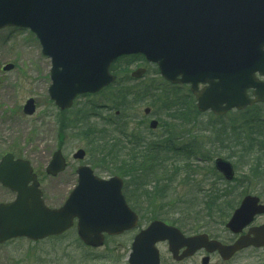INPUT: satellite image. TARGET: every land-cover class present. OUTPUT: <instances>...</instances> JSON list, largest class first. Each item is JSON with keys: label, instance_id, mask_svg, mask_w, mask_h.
I'll use <instances>...</instances> for the list:
<instances>
[{"label": "water", "instance_id": "water-1", "mask_svg": "<svg viewBox=\"0 0 264 264\" xmlns=\"http://www.w3.org/2000/svg\"><path fill=\"white\" fill-rule=\"evenodd\" d=\"M8 27L30 30L39 40L52 63L49 96L62 111L70 109L78 96L112 85L117 77L111 67L131 55H143L157 65L168 82L191 85L202 113L224 116L264 103V82L257 77H264V0H0V30ZM13 68L7 65L4 71ZM144 73L140 69L132 77ZM249 90L254 98L248 96ZM36 110L34 99L23 108L28 116ZM157 125L153 121L151 128ZM85 157L84 150L74 155L80 161ZM66 168L59 150L46 173L57 177ZM215 168L227 181L235 178L229 161L217 159ZM77 174L79 184L71 198L63 207L50 209L30 162L5 155L0 184L17 197L0 204V245L62 235L77 219L80 239L98 248L104 233L120 235L137 226L138 217L122 195L121 178L101 179L89 166L79 167ZM108 190L112 193H105ZM106 204L114 206L112 213ZM258 215H264V205L258 197L246 196L226 227L239 234ZM161 242H168L176 261L199 250L217 252L229 261L243 249L264 248V225L226 245L207 234L186 237L176 227L154 221L136 236L130 264H160L156 245ZM209 263L210 257L202 260Z\"/></svg>", "mask_w": 264, "mask_h": 264}, {"label": "rangeland", "instance_id": "rangeland-1", "mask_svg": "<svg viewBox=\"0 0 264 264\" xmlns=\"http://www.w3.org/2000/svg\"><path fill=\"white\" fill-rule=\"evenodd\" d=\"M121 64L125 67L124 61ZM7 65H13V70L4 71ZM114 66H117V63ZM139 67L144 68L142 70H145V73L140 80L134 79L133 82L128 83L130 87L140 86L144 83H156L163 94L164 92L166 94L170 93L174 97L191 95L188 86L175 87L166 83L157 74L156 67L152 65H144L138 62L137 65H132L128 68V74H124L125 72L121 71L118 73L114 72V67L112 66V72L117 77H120L119 74H124L123 76L131 79L132 74L140 70L138 69ZM51 69V59L43 55L41 44L33 33L29 30L13 27L0 30V161L4 155L11 153L17 159L30 162L34 171L38 174L42 190L47 193L45 200L49 204L59 206L63 202L60 197L64 191H67L70 185L75 186L77 184L78 176L76 171L79 166H90L101 179L109 180L117 176L111 175L105 168L92 166L94 159L91 157L88 139L84 135V131L72 127L76 114L90 109V107H95L97 108L96 110L90 111L93 114L91 123H103V120L115 119L114 117L117 113L122 116V111L117 109L115 104L113 105L112 99L111 101L108 100L120 88L116 84L108 92L103 91L96 95L78 96L72 108L60 111L49 96V88L52 85ZM123 76L119 80L125 84L127 80ZM29 99H34L36 102L37 110L33 116H28L23 111ZM193 101L195 103L194 98ZM189 104L193 103L190 101ZM163 106L164 102L156 105L148 101L143 103L130 102V108L122 116V123H127L128 135L133 134V137H135L137 132L135 129L138 126L136 125L135 129L133 126L137 123L136 120L144 116L145 111L152 110V112L161 113ZM187 113L190 121L187 127L183 131H179V133L185 135L184 139L188 143L191 135L200 134L198 133L200 132V125L207 124L211 114L206 113L201 117H197L193 111H188ZM119 116L117 115L116 117L118 118ZM160 117L162 118L161 114ZM253 117L262 120V124H258V126L264 131V110L261 113L258 112V109L253 110L249 112L246 118L251 120L250 118ZM164 119H167L165 112L162 120ZM225 119L228 122L227 124L235 126L237 132H240L241 123L245 122L236 114L226 116ZM254 128L258 130L257 126ZM161 132H163L162 129L152 135V137L159 136ZM244 132L245 130L242 133ZM254 132L255 134L258 133L256 130ZM247 133L246 131V135ZM141 138L143 139V137ZM122 140L126 146H129L127 145L128 140L124 138ZM262 144H264V141ZM57 150H62L68 160L69 168L58 177H50L46 174V167ZM78 150L86 152L85 160H74L73 156ZM218 157L228 159L236 167L238 181L232 184L233 188L229 189V192H233V195L241 193L242 195L245 194V196L255 195L260 197L264 203V188L256 181H251L247 178L250 169V158L247 157L246 160L241 161L237 157L231 158L227 150L222 151L214 159ZM206 173H202L197 179H204L207 176ZM211 182L214 183V181ZM58 185L62 187L58 189V192H61L60 194L54 192ZM218 185L221 190H225L226 185L220 182H218ZM206 186L211 187L212 185L207 184ZM188 192V188L179 187L176 193L177 200L187 196ZM14 199V195L0 185V204L11 202ZM150 223V220H146L143 217L139 228L146 227ZM256 223L259 225L264 224V216L258 217ZM215 234L216 239L221 241H227L231 238L225 227L218 226ZM132 240V236L121 237L116 242L121 244L122 248L116 252H107L85 247L79 241L75 231H71L60 238L38 243H33L26 239H18L0 246V264H128L127 258L130 254ZM158 248L164 254L163 264H201L202 256L200 254L182 263H175L168 251L167 244L158 245ZM201 254L203 255L204 253L201 252ZM210 264H264V249L245 251L229 263H224L217 255H214Z\"/></svg>", "mask_w": 264, "mask_h": 264}, {"label": "trees", "instance_id": "trees-1", "mask_svg": "<svg viewBox=\"0 0 264 264\" xmlns=\"http://www.w3.org/2000/svg\"><path fill=\"white\" fill-rule=\"evenodd\" d=\"M123 61L125 67L121 64ZM138 62L143 64L145 60L141 56L121 58L113 71L128 74V68ZM124 74H119L120 77L115 83L120 88L108 98L122 111V116L130 108V102L148 101L156 105L177 100L184 102L182 109L168 108L169 111H174L169 115L178 118L180 122L175 125L174 130L178 126L182 130L187 127L190 121L188 111H193L197 117L203 116L196 110L191 95L174 97L165 92L164 95L156 83L130 87L128 83L133 80L126 78ZM121 76L127 80L125 84L119 80ZM113 88L114 85L105 92ZM190 101L193 104H189ZM165 107L167 106L164 104L163 108ZM96 109L90 107L77 113L72 127L84 131L91 157L94 159L93 167L105 168L111 175L134 183L127 197L137 212H145L141 214L147 220H162L184 233H206L211 238H217V227H225L226 221L239 206V199L245 195L241 193L235 196L233 192H229L232 185L224 183L221 175L211 165L213 159L225 150L230 153L231 158L237 157L240 161L250 158L247 178L264 188V134L262 135L261 130L256 134L254 132L257 130L254 127L258 126L256 117L249 120L243 112L232 113L245 121L240 125V132H237L235 126L227 124L225 118L211 115L207 124L200 125V134L191 135L187 143L185 135L178 140L172 132L151 139L128 135L127 123H122V116L103 120V123H91L93 114L90 111ZM123 138L128 140L129 146L124 144ZM259 138L261 140H257ZM204 172H207V176L198 180L197 177ZM218 182L226 185L225 190H221ZM207 184L212 186L207 187ZM179 187L188 188L189 192L187 196L177 200Z\"/></svg>", "mask_w": 264, "mask_h": 264}, {"label": "flooded vegetation", "instance_id": "flooded-vegetation-1", "mask_svg": "<svg viewBox=\"0 0 264 264\" xmlns=\"http://www.w3.org/2000/svg\"><path fill=\"white\" fill-rule=\"evenodd\" d=\"M138 80H140V79H138ZM140 83V82H139ZM178 87H180V86H178ZM189 87V86H188ZM189 90H190V87H189ZM167 95H171L170 93H168ZM248 95H249V97L250 98H252L253 97V92L252 91H249L248 92ZM167 107H165V108H163L162 110H161V113H156V112H152V110L150 111V110H148V111H145V113H144V116L142 117V118H139L138 120H136V124L133 126L134 127V129H135V126L137 125L138 126V128L137 129H135L137 132H136V136H140L141 135V137H143V138H152V135H155L159 130H161L162 129V131L163 132H161V134L159 135V136H161V135H166V134H169L170 132H172L173 134H175L176 136H175V138H177L178 140H179V138H183V134H180L179 133V131H183L182 130V127H177L175 130H174V127H175V125L176 124H180V122H179V120H178V118H175L174 116H172V115H169L170 113H174V111H169L168 110V108H171V109H182L183 108V105H184V102L182 101V100H177V101H167V102H165L164 103ZM134 106H136V105H134ZM194 106H195V108L197 107V103H196V101H195V104H194ZM258 109V112L259 113H261L263 110H264V104H262V103H259V104H257V105H255V106H252V107H247L246 109H244L243 110V113H244V116L245 117H247L248 116V114H249V112H251V111H253V110H257ZM164 112H165V116H166V118L167 119H164V120H162V118H163V116H164ZM179 112H183V111H179ZM179 112H177V113H179ZM160 114L162 115V118L160 117ZM117 115L119 116L120 114L119 113H117ZM116 115V116H117ZM158 115V116H157ZM120 117V116H119ZM118 117V118H119ZM159 117V118H158ZM153 121H157L158 122V125H157V127H156V129H152L151 128V122H153ZM258 124H262V120L261 119H259L258 118ZM159 136H156V137H154V138H157V137H159ZM264 136V135H263ZM68 161V160H67ZM68 165H69V163H68ZM77 185H78V182H77V184L75 185V186H72V185H70V187L68 188V190L66 191H64V193H63V195H61V197H60V199L63 201L62 202V204H60L59 206H56V205H54V204H49V203H47V201L45 200V198H46V192L44 191V190H42V188H41V190H42V192H43V197H44V200L46 201V204H47V206H49V207H51V208H59V207H61V206H63L69 199H70V197L72 196V194H73V192H74V189L77 187ZM134 185V183L133 182H126V181H124V183H123V188H122V193H123V195H124V197H125V199H126V202H127V204H128V206L131 208V210L132 211H134L138 216H139V220H141V218H142V214L141 213H138L133 207H132V204H131V202L129 201V199H128V197H127V194L128 193H130L131 192V187ZM62 187L61 186H57V188L54 190V192L56 193V194H60L61 192H58V189H61ZM105 193H108V194H111L112 193V191H108V192H106L105 191ZM13 195H14V197H16V194H14V193H12ZM104 207H106V210H107V212L108 213H112V210H114V206L113 205H108V204H106ZM252 226H259V224H257L256 223V221H255V223L252 225ZM71 231H75V233H76V235L78 236V234H77V220H75V222H74V227L70 230V232ZM141 231V229L140 230H138V229H135V230H133V231H130V232H126V233H124L123 235H120V236H110V235H108V234H104V245L102 246V247H100V248H98V249H93V250H105V251H107V252H116V251H119L121 248H122V246H121V244H119V243H117L116 242V240L117 239H119V238H121V237H129V236H132L133 237V240H134V238H135V236L139 233ZM248 231H249V228L248 229H246L245 231H244V233H242V235H244V234H247L248 233ZM66 234H68V233H65L64 235H62V236H65ZM231 235V234H230ZM240 236H234V235H231V238L230 239H228L227 241H226V243H228V244H233L238 238H239ZM133 240H132V243H131V245H130V252H131V249H132V244H133ZM82 243V242H81ZM88 248V247H87ZM92 249V248H91ZM248 250H253V248H250V249H247V250H244V251H242V252H240V253H238L235 257H234V259L238 256V255H240L241 253H243V252H245V251H248ZM183 252V251H182ZM201 255V256H203L202 254H201V252H199V253H197L196 255ZM195 255V256H196ZM160 256H161V264H163V257H164V254H163V252L160 250ZM194 256V257H195ZM129 258V257H128ZM128 258H127V262H128ZM193 258V257H192ZM191 259V258H190ZM189 260V259H188ZM233 260V259H232ZM185 261H187V260H185ZM175 262V261H174ZM184 262V261H183ZM175 263H182V262H175Z\"/></svg>", "mask_w": 264, "mask_h": 264}]
</instances>
